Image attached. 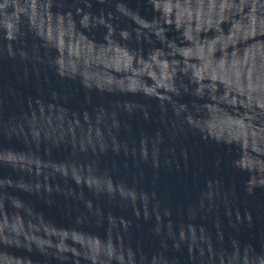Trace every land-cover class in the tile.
Returning a JSON list of instances; mask_svg holds the SVG:
<instances>
[{"label":"water","instance_id":"obj_1","mask_svg":"<svg viewBox=\"0 0 264 264\" xmlns=\"http://www.w3.org/2000/svg\"><path fill=\"white\" fill-rule=\"evenodd\" d=\"M0 264H264V0H0Z\"/></svg>","mask_w":264,"mask_h":264}]
</instances>
